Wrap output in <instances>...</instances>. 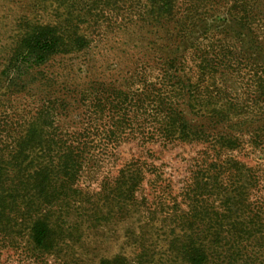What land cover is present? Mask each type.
I'll list each match as a JSON object with an SVG mask.
<instances>
[{
	"label": "trees",
	"instance_id": "1",
	"mask_svg": "<svg viewBox=\"0 0 264 264\" xmlns=\"http://www.w3.org/2000/svg\"><path fill=\"white\" fill-rule=\"evenodd\" d=\"M47 1L53 22L21 20L3 71L12 88L38 76L48 86L43 65L53 58L84 64L108 33L145 31L143 55L151 64L131 84L79 90L81 131L56 122V100L43 99L35 112L16 118L3 115L0 239L25 235L37 251L70 250L84 224L132 216L139 217L138 252L98 264H264V176L226 156L244 136L264 149V0ZM132 45L143 48L140 39ZM136 137L203 147L179 202L162 199L158 190L166 187L157 184L152 201L137 197L145 174L155 171L139 159L104 178L94 193L78 186L85 174L92 177L100 151Z\"/></svg>",
	"mask_w": 264,
	"mask_h": 264
},
{
	"label": "rangeland",
	"instance_id": "2",
	"mask_svg": "<svg viewBox=\"0 0 264 264\" xmlns=\"http://www.w3.org/2000/svg\"><path fill=\"white\" fill-rule=\"evenodd\" d=\"M50 5L47 0L41 2L0 0V119L4 114L7 117L12 112L15 118V115L22 114V111L27 113L32 109L30 111L35 112L41 106L43 99L56 100L59 104L67 103L64 108L57 103L52 114L56 122L65 129L81 131L83 126H80L82 108L79 90L90 83L122 85L125 84V80L130 83V77L140 72L145 66L144 63L151 64L149 60L151 56L143 55L147 49L145 47L148 36L144 34L145 31H135L132 36L128 32L108 33L103 37V41L91 50L84 64L80 58L74 60L53 58L41 67L43 75L50 77L48 86L42 85L44 78L39 79L38 76L37 81L33 80L34 77L28 79L24 88L16 90L8 83L3 71L21 33V20L28 19L40 24L53 22L54 15ZM137 39L142 42V49L133 48L132 42ZM31 75L35 73L30 71ZM149 76L150 74L147 78L151 80L152 77ZM134 81L133 79L131 82ZM5 91H11V94H3ZM73 124L76 126L74 127ZM242 141L240 148L226 153V156L230 155L257 175L264 176V149L253 148L248 136H244ZM202 148L199 144L164 145L159 141L143 142L138 137L126 138L106 152L100 151L102 155L98 154V162L93 168L90 165L89 176L92 177L88 180L86 178L88 175L85 174L80 178L78 186L85 192L94 193L99 190L100 182L104 178L115 177L126 163L139 159L152 165L155 171L145 174V180L137 197H145L148 201H152L155 196L152 187L153 184H157L160 188L166 187L162 194H159L160 190H158V195L162 199L165 198L169 204L173 200L179 202V194L190 176L193 159L198 156ZM156 174L161 179H158ZM138 218L126 216L117 222L109 220L108 223L95 228L84 224L75 233V243L70 250L64 245L56 251L40 252L33 248L25 235L13 237L11 241L0 239V264H98L102 258L114 255L131 258L138 252L134 245L135 235L133 236V233L137 234L140 231L138 223L136 224ZM160 243L159 251L163 252L165 245ZM72 255H74L73 262H71ZM167 264H179V262Z\"/></svg>",
	"mask_w": 264,
	"mask_h": 264
}]
</instances>
